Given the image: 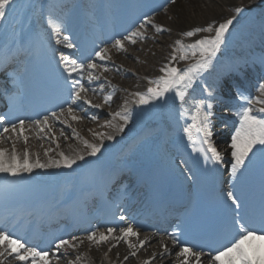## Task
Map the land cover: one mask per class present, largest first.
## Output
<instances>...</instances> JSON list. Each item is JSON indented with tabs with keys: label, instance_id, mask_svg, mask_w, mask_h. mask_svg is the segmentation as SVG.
<instances>
[{
	"label": "snow or ice",
	"instance_id": "6c2138e0",
	"mask_svg": "<svg viewBox=\"0 0 264 264\" xmlns=\"http://www.w3.org/2000/svg\"><path fill=\"white\" fill-rule=\"evenodd\" d=\"M168 3L175 4L176 0H167ZM21 6V0H0V22H6L8 17L17 11ZM163 7V5H161ZM244 13V9L235 8V14L231 18H226L218 24H208L204 27H196L193 30H187L184 35L188 38L197 36L201 33L207 35L201 36L194 42L184 45L180 40L175 41L176 47L173 48L172 54L167 63L160 68L161 75L155 79H149V87L146 91L135 92L132 95L135 100L132 102L138 106H148L156 102L158 106L163 107L171 100L174 104L183 105L186 98L193 96L199 90L201 96L196 99L195 115L192 117V123L183 128V134L187 137L188 142L193 146V151L204 154L205 163H211L214 168L211 171L219 177L215 181L219 187L215 188V233L216 239L213 245L207 248L202 244H191L188 241L180 239L176 233H170V238L174 246L179 251L175 254L181 258L180 264H264V170L261 173L259 184V197H255L249 190L244 187V180L258 155L264 156V118H258L254 115L253 103L264 105V99L246 98L240 91L238 81L229 77H220L211 84L207 81V75L214 66V61L218 59V53L222 51V46L226 45V35L230 34L231 28L239 23V18ZM51 23V22H50ZM146 25H150L155 29L156 33H163L164 28L158 27L152 23V20L145 19L139 24L136 30L130 31L127 35H123L121 39H115L111 45L112 48L123 51L124 44L135 45L138 41H143L145 36L143 30ZM52 32L59 36L60 29L58 26H52ZM56 43H63L67 49L76 48L70 38L65 35L63 40L56 39ZM179 50L182 54L177 56L175 53ZM87 62L71 59L61 55L60 64L63 66L65 86L67 95L64 97L63 103L66 108L51 115H45L42 119L25 120L20 117L13 118L10 112L0 110V143L10 141L11 151L0 148V173L7 174L12 177H20L22 174H31L34 170L40 169H72L74 165L81 166L78 162L87 164V157H97L101 153V145L83 141L84 151L75 156L65 155L59 152L58 159L41 162L37 153L35 159H31L32 152L28 148L29 136L25 135V131L38 129L40 133H46V138L55 141L56 137L53 133L50 121L55 120L64 123L61 118L67 114L73 121L83 119L74 115L77 110L75 105L77 102L83 101L89 107L99 108L100 105H93L87 98L90 90L85 87L79 78L87 74L92 79H99L95 75V70L103 68L104 72L110 69L103 66L102 62L109 59V48L100 47L93 48L85 58ZM187 67L181 69L174 66L178 62H188ZM243 66L236 69L237 72L242 71ZM103 87H101V92ZM258 91L264 93V80L259 82ZM169 94H172L171 96ZM4 95L11 96L10 90H5ZM221 96L230 97L243 101L240 105L241 110L234 113L239 117L238 126L234 127V131L230 137L228 148L230 151V159L225 158L221 154L213 141V137L218 133L213 131V117L215 116V102H218ZM3 98V96H0ZM112 94L103 97L105 105L111 104ZM128 101H125L124 112L115 113V117L123 120L124 125L130 121V114L127 108ZM8 107V105H6ZM260 113H264V107L258 109ZM203 112V118L200 113ZM232 109L228 106L223 108V115L226 117ZM95 118V117H94ZM111 127L113 125H106ZM118 132L124 131V126L117 127ZM11 134L5 136V134ZM60 135L67 139L63 130ZM22 139L25 147L22 155L17 154L16 144ZM101 139L112 140L114 136L109 134L101 136ZM199 140L200 147L196 148V141ZM41 147L43 145L41 144ZM55 148L59 149V143L55 144ZM51 148L44 150V155L48 156ZM185 165L184 171L192 173V169L187 167V161H182ZM179 169V165H177ZM221 169H227V178L225 172ZM194 175V173H193ZM125 219L124 216L120 217ZM177 228H180L177 225ZM116 231L113 228H107L106 232L91 231L87 235V240L95 243L106 241L112 237V233ZM121 236L124 239L130 235L138 236L132 227L120 229ZM183 230H181V233ZM79 237L64 239L63 237L53 238L48 242L47 248L32 243L24 237H20L12 231L6 224H0V264H58L63 258L60 254L67 249L75 250L77 247L72 241L79 240ZM250 241H260L261 244L255 248L249 245ZM147 241H141L139 247L143 248ZM135 249L136 245H129ZM164 255H170L166 245H163ZM111 251V249H109ZM131 255L134 257L136 251ZM81 259L80 256L75 258L76 261ZM128 259L127 256L124 257ZM155 259V256H153ZM69 264H75L70 261ZM145 264H151V261H145Z\"/></svg>",
	"mask_w": 264,
	"mask_h": 264
},
{
	"label": "bare ground",
	"instance_id": "6f19581e",
	"mask_svg": "<svg viewBox=\"0 0 264 264\" xmlns=\"http://www.w3.org/2000/svg\"><path fill=\"white\" fill-rule=\"evenodd\" d=\"M67 1L74 2L75 0ZM251 1H253L254 5L253 9L249 10L246 5H248ZM98 3L99 0H84V5L88 8L97 6ZM50 4H53L52 1L50 2ZM161 5H165V8L158 14L156 11L160 9ZM60 7V5L50 7L52 8V11L48 14L53 16L56 13L55 10H58ZM237 7L244 9V13L239 18V23H237L238 29L233 28L230 30V34L226 35V45L222 46V51L217 54L218 59L214 61V63L223 61L224 54L231 53L233 57H235L234 61L236 62L237 66L246 67L248 64H250L249 59H254L257 56V53L255 51L252 54L251 52L249 53V50L255 49L264 42V0H176L175 4L168 3L167 0H159L158 8L152 10L148 17H144L139 12L134 13V15L122 27L119 35H116L114 30L110 29V34H104L102 39L98 42H95L94 45L96 46V48L108 47L109 56H112L113 60L119 62L125 60L129 64H131V62H135V66H137V68L141 67L140 69H142L141 71H138L139 73L142 72V74H144L145 76L150 75L157 78L161 75L159 71L160 68L168 62L169 57L172 54L168 51V47L170 45L176 47V40H180L181 43H183L184 45L190 44L196 39L201 38V36L207 35V33H201L197 36L188 38L184 35V33L187 30H193L196 27H204L208 24H218L219 22H223L224 19L231 18L235 14V8ZM88 15L91 17L87 18V21H93V19H97L89 13L87 14V16ZM149 18L152 20L153 24L157 25L158 27L164 28L165 31L163 33L158 34L156 33L154 28H152L150 25H146L145 29L143 30V35L145 36V39L143 41L137 42H142L143 46L145 47L141 51V56L144 57L143 60L137 59L132 53H129L127 51V48L128 50L132 47L137 49V43L135 45H131L125 42L123 51H118L111 47V45L114 43V40L121 39V37L126 33L129 28L135 25L139 27V24L143 23L145 19ZM253 26L256 30L255 37L252 40L242 39L239 34L240 31ZM177 33L181 34L182 36L180 37ZM250 33H252V31L249 30L248 34ZM156 41L161 44L163 50L169 53L167 55L155 54L152 58H150L148 56L147 49L152 52V50H154L153 42ZM4 48L5 46L2 47L1 50H4ZM5 49H7V47ZM75 51L76 48L71 49L70 55L78 53ZM88 54L89 53H83L82 55L80 54V59L85 61V58L88 56ZM181 54L182 53L177 50L176 55L179 56ZM243 54H245L246 58L244 61L241 58ZM102 64L103 66L110 69L106 72L108 78H111L116 83H118V86L121 85L123 86V88H116L108 84L98 85V83H100L101 81V78H99L98 80L92 79L90 81L89 76L85 74L82 78H79L81 80V83H83L86 88L94 90L89 91L87 93V98L92 102L93 105H100V107H89L88 105L84 104L83 101H80L77 102V105L74 106L77 108V110L74 112V115L78 117H84L83 119L73 121L71 117L67 116V114H65V116L61 118L67 125H75L81 131H85V133L88 135L89 140L92 143L100 144L102 146L101 153L98 154L97 157H87V160L89 162L86 165V179L83 185H94L95 168L93 167H96V164H92L90 161L96 158L108 157L114 154L116 155V157L119 158L121 164L128 165V160L132 159L135 154H137L139 148L144 146L143 140L145 139V134L151 133L153 130L152 125L157 123L160 119L158 115H150L151 117H148L145 114V112L150 111L149 107L153 106L152 104H149L146 107L140 106L142 107V111L135 110L134 108L138 106L137 104L132 102L133 100H135V97L125 92L128 89L132 90L133 92L146 91V89L149 87V84L145 80H143L137 75H133L127 69L122 68L117 64H114L113 66L107 65L105 63ZM179 64L180 62L176 63L174 66L178 67ZM148 65H150L149 68H146ZM97 70L102 72L103 68H99ZM94 74L98 75V73L96 72ZM209 75V78H214L216 80L220 77H229L232 75V73L229 72L227 66H224L220 69L215 68L213 71L210 70ZM236 80L240 81V79L238 78ZM253 80L254 81L253 83H251L250 90H248V94H245V87H243V84L241 85L240 83L241 93L246 98H251L253 96V98L264 99V93L258 91L259 82L261 80H264V68L259 74H253ZM101 87H103L102 92ZM108 94H112L113 96L110 106L105 105L103 103V97ZM125 101H128L127 108L128 110H130V121L127 125H124L122 119H120L119 117H115V113L124 112ZM235 102L239 106L245 103L239 100ZM257 105L258 107L254 108V115L260 107H264V105ZM225 106L232 108L234 107L232 106V104H229L227 102L220 101L218 103H215V116L220 117H217L215 119L213 123V131L216 132L217 127L219 125H223L226 129L224 132L225 135H223V137L230 138L231 134L234 131V127L238 126L239 121V117L234 113L240 111L241 108L239 107V109H233V115L229 118H226L223 115V108ZM192 108V103L186 101V103L182 105L183 114L186 117L189 116V114L192 112ZM258 118L261 117L258 116ZM50 124L52 125L53 130L58 132V143L60 145V152L62 151L65 153V155L68 156H75L78 153L84 151L83 140L78 135H75L72 132H67L65 128L61 126L59 121L52 120L50 121ZM109 124L113 126H106ZM145 124L147 125L146 132L137 136L139 128ZM121 125L124 126V131L118 132L117 127ZM94 127H97V131L100 130V135L90 134L89 129L92 130ZM62 130L65 136L67 135L69 137L70 141L65 140L64 137L60 135ZM109 134L113 135L114 139H101V136H106ZM5 136L8 135L5 134ZM115 142H117L118 144L117 147L113 149L112 143ZM41 144L43 145V147H41ZM33 146L34 149L37 150L40 157H44L42 159V162H46L50 159H58V157H56L52 151L49 152L48 156L44 155V150L49 149L50 145L46 141V133H40L38 129H36L33 132V135L29 137L28 148L31 150ZM24 147L25 145L21 139V141L16 144L18 155H22V152L20 151L24 149ZM219 147L221 152H225L226 149L222 140L219 141ZM0 148L10 152L11 142L7 141L0 143ZM230 151L231 150L229 149L226 153L230 155ZM160 159L168 163L171 162L165 155H161ZM80 163L85 164L84 162ZM73 168L76 170V168L78 167L74 165ZM67 170L73 171L72 169ZM117 176L118 173L113 177L114 185L117 186L119 193L125 194L126 197H129L130 192L131 194H133L136 188L132 187L128 189V186L123 184L124 180H119ZM104 186L107 190H109L108 183H105ZM138 201V197L135 198L134 202H132L130 205L131 209L136 206ZM112 240H114V238H112ZM111 244V251H109V255H107L111 264H145V261H151V264H180L181 261L180 257L172 256V254L162 256L163 252L160 251V245L155 244L154 242L152 243L154 245V248L150 246L151 244H147L144 245L143 248H137L136 250L131 249L124 243L112 242ZM81 246L82 243L77 245L78 249H80ZM155 249L157 251H154ZM133 251H136V255L134 257L131 255ZM61 255L63 256V258L58 261V264H69V261L73 259L75 255L81 257V259L79 260L80 263L78 264H108L104 260L105 253L103 249H97L94 246L87 252H81L80 250H77L72 254L65 255L62 253ZM125 256L128 257L127 260L124 259ZM153 256H155V259H153ZM12 264H16V262L13 261Z\"/></svg>",
	"mask_w": 264,
	"mask_h": 264
},
{
	"label": "rangeland",
	"instance_id": "374dc122",
	"mask_svg": "<svg viewBox=\"0 0 264 264\" xmlns=\"http://www.w3.org/2000/svg\"><path fill=\"white\" fill-rule=\"evenodd\" d=\"M239 2H241V1H239ZM43 5H47V2H44L43 3ZM253 1H251L248 5H246V7L249 9V10H252L253 9ZM50 22H52V21H50ZM11 25V24H10ZM237 23L235 24V26L233 27L234 29H238L237 28ZM2 26V25H1ZM9 27V26H8ZM19 28V26L18 25H15V29L17 30ZM233 28H231V29H233ZM133 30H135V28L133 29ZM133 30H130V31H133ZM249 30H254V27H249L248 29H243V30H241L240 31V36H241V38L242 39H245L246 40V38H250V39H252L253 38V35L252 34H248V31ZM130 31H128V33L130 32ZM7 32V30H5V32L4 33H6ZM128 33H126L125 35H127ZM254 33V32H253ZM255 34V33H254ZM4 35V37L6 38V35L7 34H3ZM154 43V50H152V52L149 50V49H147V52H148V56L150 57V58H152L155 54H161V55H163V54H165V55H167L169 52L170 53H172L171 51L173 50V48L171 47H169L170 49H168V51L169 52H167V51H165V50H163V48H162V46H161V44L158 42V41H156V42H153ZM138 44V48L137 49H135L134 47H132V48H130L128 51H129V53H132L137 59H139V60H143L144 59V57H142L141 56V51L145 48L144 46H143V43L142 42H140V43H137ZM228 57L225 59V61L227 62V63H229L230 64V66L229 67H231V66H233V64H232V62L234 61V58H233V56L231 55V54H228L227 55ZM110 58L107 60V61H104V62H110V63H107V65H114V64H117V65H119V66H121L122 68H125V69H127L130 73H132L133 75H137V76H139L140 78H142V79H144L145 81H147L148 82V80L149 79H155V77H153V76H150V77H148V76H145L144 74H142V72L141 73H139L138 71H141L142 69H140L141 67H138L137 68V66H135L136 64H135V62H131V64H129L127 61H125V60H123L122 62H119V61H116V60H113V59H111L112 58V56H109ZM230 59V60H229ZM231 60H232V62H231ZM192 61L191 60H189L188 62H180V64H179V68H181V69H183V68H185V67H187V64L188 63H191ZM124 63V64H123ZM219 64V65H218ZM150 65H152V64H150ZM150 65H148L146 68H149V66ZM216 65H218V66H222L223 64H222V62H219V63H217ZM153 66H154V64H153ZM153 66H151V67H153ZM217 66V67H218ZM144 67V66H143ZM234 67V66H233ZM213 68H214V66H213ZM211 69V71H213L214 69ZM241 73H243V72H245V71H240ZM96 73H98V75L100 76V78H101V81H100V83H98V85H101V84H109V85H111V86H118V83H116L114 80H112L111 78H108V76H107V74L105 73V72H101V71H99V70H96ZM209 74L207 75V81H208V83L209 84H211L213 81H215V79L214 78H209ZM214 79V80H213ZM251 85H249V87H250ZM118 87H122L123 88V86H118ZM128 93H130V94H133V93H135V92H133L132 90H126ZM125 91V92H126ZM126 92V93H127ZM127 93V94H128ZM246 94H248L249 93V91H247V92H245ZM170 96L172 95V94H169ZM200 96L199 95H197V96H190V97H188V98H186V101H189V102H191L192 103V105H193V108H192V112L189 114V116L188 117H182V115H181V113H183L182 112V108H181V105H176L175 107H173V108H171V109H173V111H174V114H173V117L172 118H169V117H167V115L169 114L168 112H166L165 110L166 109H168V106H169V104L171 103V100H169V102H168V104L167 105H165V106H163V107H160V106H158V103L159 102H156V103H153V105H155L154 107H149V109H150V111L149 112H145V114L149 117L150 115L152 116V115H158L159 117L161 116V119H160V121L158 122V124H155V126H156V130L155 131H153L150 135H146V138L149 140L153 135H154V133H156L157 132V130L159 129V128H161V126H164V123L169 127V124H171L177 131H178V129L181 131V130H183V126H184V120H187L188 121V119H189V117L191 118V117H193V115H195V103H196V99H198ZM222 97H224V98H226L227 100H232V101H229L230 103H233V102H235V101H238L237 99H234V98H230V97H225V96H222ZM251 98H253V96L251 97ZM238 106V107H237ZM239 105H236V107H235V109H239ZM252 107L253 108H255V107H258V105L256 104V103H253V105H252ZM138 109H140V107L138 108ZM255 114H257V115H263V117H264V113H260L259 111L257 112V113H255ZM233 115V112H230L229 113V115L228 116H226V118H229V117H231ZM220 117V116H219ZM200 118L202 119L203 118V112H201L200 113ZM214 119L215 118H213V122H214ZM63 126L65 127L66 126V124H63ZM143 127H146V126H144L143 125ZM224 126L223 125H219L218 127H217V131H216V133H218V135H216L217 137H219L218 139L219 140H221V139H223L224 137H223V135H225L224 134V132H225V129L223 128ZM65 128H67V129H69V131H71L72 133H74L73 132V128L74 127H65ZM142 128V127H141ZM147 129V127L146 128H142L141 129V131H139V134L140 133H142L144 130H146ZM76 130V129H75ZM89 131H90V134H95V135H100V130H98L97 131V127H94L92 130L91 129H89ZM77 132L78 133H75V134H78L82 139H84V140H87V137L86 136H84V134H83V132L81 133L80 131H78L77 130ZM179 132V131H178ZM52 134H54L55 135V137H56V134L53 132ZM138 134V135H139ZM87 135V134H86ZM137 135V136H138ZM67 140H68V137H67ZM47 141L48 142H50V143H52V144H56V140L53 142V141H50L49 139H47ZM139 142V141H138ZM223 142H225L224 143V146H225V148L226 149H229L228 148V144L230 143V138L228 137V139L226 138L225 139V141H223ZM136 144V143H135ZM115 145V144H114ZM137 145V144H136ZM144 148L145 147H143L142 148V152H143V150H144ZM160 148H161V145H156L155 147H154V149L158 152V153H160L161 151H160ZM55 152H56V154H58V151L57 150H55ZM32 156L33 157H35V155L37 154L36 153V151H32ZM223 155H225V158H226V160L227 159H229L230 158V155L229 154H225V153H222ZM119 161V160H118ZM135 161H137V159H135ZM122 169L123 170H128L129 168L126 166H124L123 165V167H122ZM222 171H224L225 172V178H227V169H222ZM83 173V171L81 172V174Z\"/></svg>",
	"mask_w": 264,
	"mask_h": 264
}]
</instances>
